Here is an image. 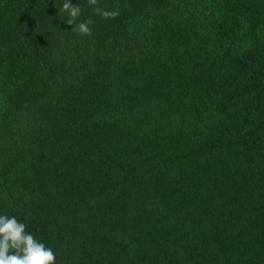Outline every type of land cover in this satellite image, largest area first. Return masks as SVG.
<instances>
[{"label": "trees", "instance_id": "obj_1", "mask_svg": "<svg viewBox=\"0 0 264 264\" xmlns=\"http://www.w3.org/2000/svg\"><path fill=\"white\" fill-rule=\"evenodd\" d=\"M0 0V215L56 264H264V0Z\"/></svg>", "mask_w": 264, "mask_h": 264}, {"label": "clouds", "instance_id": "obj_2", "mask_svg": "<svg viewBox=\"0 0 264 264\" xmlns=\"http://www.w3.org/2000/svg\"><path fill=\"white\" fill-rule=\"evenodd\" d=\"M94 12L105 19H116L119 10L107 11L98 6V0H87ZM67 13L64 23L71 31L81 36H90L93 24L91 19L77 23L81 14L79 4L73 5L71 0H64L60 9ZM27 225L15 216L0 215V264H56V254L51 247L36 239L28 232Z\"/></svg>", "mask_w": 264, "mask_h": 264}]
</instances>
